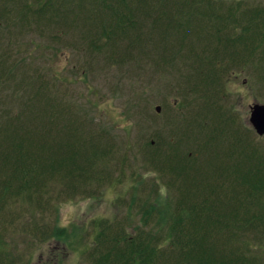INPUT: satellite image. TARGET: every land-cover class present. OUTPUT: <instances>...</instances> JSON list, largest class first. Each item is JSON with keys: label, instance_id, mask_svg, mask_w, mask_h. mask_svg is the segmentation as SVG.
<instances>
[{"label": "trees", "instance_id": "trees-1", "mask_svg": "<svg viewBox=\"0 0 264 264\" xmlns=\"http://www.w3.org/2000/svg\"><path fill=\"white\" fill-rule=\"evenodd\" d=\"M17 11L16 27L25 22L21 31L28 23L29 32L56 43L68 33L77 53L88 48L94 55L102 53L106 63L118 62L112 59L115 46L130 39L147 55L143 42L153 47L155 36L160 50L170 53L165 60L174 81L188 90L190 109H197L186 110L176 122L180 129L173 141L167 134L147 154L148 166L171 195L167 220L151 230L136 226L131 238L126 228L98 222L89 264H264V152H257L254 144L260 140L246 125L251 142L241 143L235 115L223 102L224 79L235 66L246 67L260 84L264 81V6L220 0H0V21L6 19L8 30ZM191 22L196 28L189 30ZM160 50L157 57H163ZM5 58L0 56V78L7 81L15 70H6ZM17 78L16 95L12 90L0 110V244L6 224L40 241L52 238L55 230L43 221L54 204L97 194L111 177L108 165L120 158L113 138H103L96 128L87 130L84 119L69 113L51 77L40 72ZM185 117L202 128L197 149L205 151L187 160L175 148L184 141ZM93 150H104L109 161L91 164L84 156ZM245 150L253 151L252 163L248 168L246 156V166L236 160L243 171L237 177L240 188L220 192L221 176L213 171L217 159H233V152ZM195 155L202 168L193 166ZM144 216V223H151L153 216Z\"/></svg>", "mask_w": 264, "mask_h": 264}, {"label": "rangeland", "instance_id": "rangeland-1", "mask_svg": "<svg viewBox=\"0 0 264 264\" xmlns=\"http://www.w3.org/2000/svg\"><path fill=\"white\" fill-rule=\"evenodd\" d=\"M220 1L224 5L241 3V7L247 5L256 9H262L264 6V0ZM18 15L17 11L16 15L11 17L13 21L12 25L9 24V30L7 22L4 21L6 19L2 20L4 22L0 21V56L6 54L3 60L7 66L6 70L10 67L11 71L15 70V77H10L11 80L0 78V110L3 108V101L8 105L11 93L16 95V90L12 88L14 84L21 85L20 78L17 77L22 73H25L26 77H32L41 72L54 80L65 107H69L70 114L75 112L81 121L84 119L87 130L96 128L103 138L115 140L113 151L117 147L120 150V158L116 156L117 162L108 165L110 169L107 171L111 177L97 194L94 193L92 197L87 195L62 199L54 204L53 211L47 213L46 220L43 221L50 229L55 230L52 238L40 241L36 236L22 233L6 224L3 232L1 231L3 235L0 264H89L87 254L98 232V222L106 221L112 226L126 228L128 237L131 238L135 234L136 226L150 227L151 230L156 226V222L164 223L167 220L171 195L161 185L158 173L148 166L147 154L154 151L157 141H166L167 134L172 138L170 141H173L174 134L180 129L176 122L179 123L186 110L195 113L197 109H190L191 99L185 98L188 90H183L184 84L181 82L174 81L176 76L167 68L165 60L166 53H170L160 50L158 45L161 44L155 36L152 42L155 46L147 45V40L143 42L148 48L147 55L145 51H139L144 48L137 47L136 42L132 44L130 39L115 46L116 51L113 52L112 59L118 62L106 63L102 53L95 56L88 48L84 47L82 52L77 53V49H73L71 45L68 33L56 43L36 37L33 32H29L28 23L27 28L23 29L24 32L21 31L25 22L21 21L16 27L14 21ZM191 23L194 25H190ZM191 23L189 30L196 28V23ZM62 31L63 28L58 33ZM9 42L12 44L9 45ZM185 44L184 42L183 45ZM158 50L163 53V57H157ZM179 57L183 55L180 54ZM0 67L4 68V65ZM224 80L226 84L223 102L227 104L224 106L235 115L238 131H241L240 141L247 144L248 140H251L246 136L245 125L253 131L248 121L249 107L252 104H264V81L260 84L257 81L259 78L253 77L246 67L239 66H235ZM23 93L21 92V98ZM17 106L18 103L14 104L13 109ZM156 107L160 108L159 113L155 112ZM186 118L184 141L175 147L184 160L194 152H205L203 149H197V141L200 135H203L202 128L192 125L194 120L188 122ZM255 138L260 140L258 144H254L257 152H264V146H261L264 145V137L260 138L255 134ZM226 142L228 147H231L232 137L226 139ZM252 154L253 151L245 150L233 152V159H217L213 171L218 178H222L221 184L217 181L220 192L240 188L237 177L243 171L239 170L236 160L241 158L240 161L246 166V156L249 168ZM84 157L91 164L98 160H102V163L109 161L104 150L86 152ZM193 161V166L202 168V160L198 156L195 155ZM144 214L153 216L151 223H144ZM160 218L162 219L159 220ZM25 220L28 221L29 218ZM18 223L20 222L17 221L16 224ZM159 233L163 238L168 237V234L165 235L161 231Z\"/></svg>", "mask_w": 264, "mask_h": 264}, {"label": "water", "instance_id": "water-1", "mask_svg": "<svg viewBox=\"0 0 264 264\" xmlns=\"http://www.w3.org/2000/svg\"><path fill=\"white\" fill-rule=\"evenodd\" d=\"M159 113L160 108L156 107ZM249 124L257 137H264V104H252L249 107Z\"/></svg>", "mask_w": 264, "mask_h": 264}]
</instances>
